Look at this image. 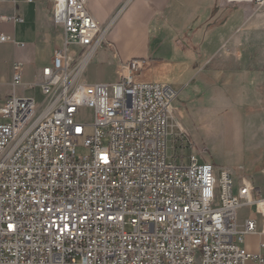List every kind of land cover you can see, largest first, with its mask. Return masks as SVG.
Listing matches in <instances>:
<instances>
[{"label":"built area","instance_id":"built-area-1","mask_svg":"<svg viewBox=\"0 0 264 264\" xmlns=\"http://www.w3.org/2000/svg\"><path fill=\"white\" fill-rule=\"evenodd\" d=\"M53 21L63 45L32 85L45 107L16 90L0 106V264H264L243 246L255 221L237 225L243 205L264 215L261 190L245 183L236 192L229 169L193 151L188 164L168 155L180 92L137 81L139 58L115 59L114 79L86 80L90 62L112 46V24L87 0H54ZM0 40L26 46L5 33ZM13 70L16 89L23 63ZM83 107L93 110L90 124L77 118Z\"/></svg>","mask_w":264,"mask_h":264},{"label":"crops","instance_id":"crops-1","mask_svg":"<svg viewBox=\"0 0 264 264\" xmlns=\"http://www.w3.org/2000/svg\"><path fill=\"white\" fill-rule=\"evenodd\" d=\"M87 1L90 11L104 26L112 24L108 33L112 46L103 48L94 58L109 57L116 61L143 59L141 76L146 81L171 84L170 80L176 74L192 73L185 79V83L190 84L189 90L175 105V114L177 108L181 114L180 118L176 114L179 123H246L247 126L249 123H262L264 127V119L256 121L248 117L243 120L240 113L230 116L222 114L229 112V107L239 112L241 106H235L233 99L227 95L231 90L224 93V90H219L220 87L230 84L229 88L238 90L239 85L235 81L241 77L254 80L249 72L254 59H247L246 68L244 65L240 68L239 57H231L232 61H227L229 67H221L212 57L204 61L203 56H199V59L190 56L193 48L201 47L203 52L214 48L211 42L218 39L221 43L219 47L225 43L238 50L244 38L238 32L241 24L238 9L228 13L230 10L226 9L222 0ZM53 11L54 0H0V36L5 33L26 44L20 47L0 40V106L14 90L19 96L34 97L29 91L37 87L32 85L41 78L43 68L51 65L54 52L59 48L53 40V31L60 29L53 21ZM7 15L21 17L24 22H5L1 16ZM250 21L248 19V34ZM62 33L64 39L63 29ZM211 59L213 61L209 62ZM15 62L24 65L23 79L16 89L12 84ZM155 73L160 77L155 78ZM3 121L0 115V122ZM263 149L257 147L255 150L250 169H259L264 175ZM228 169L233 174L236 192L245 183H251L264 196L262 185L241 175L235 168ZM248 220L255 221L256 229L245 235L243 246L251 253L264 255V215L255 206L243 205L237 213L238 229L245 230ZM247 264L257 262L249 260Z\"/></svg>","mask_w":264,"mask_h":264},{"label":"rangeland","instance_id":"rangeland-1","mask_svg":"<svg viewBox=\"0 0 264 264\" xmlns=\"http://www.w3.org/2000/svg\"><path fill=\"white\" fill-rule=\"evenodd\" d=\"M222 2L226 9L230 10L228 13L236 12L235 10L237 9L240 12L241 24L238 32L242 38L244 36L240 48L237 50L225 43H223L222 47H219L221 43L218 39L216 42H211L215 46L214 48L210 47L206 52H203L201 47L193 48L190 50V56L198 59L199 56H203L204 59L202 60L204 61L212 57L214 62H217L221 67H229L227 61L230 63L232 61L231 57H239L240 68H242V65L246 68L247 59L250 61L254 59L249 71L250 77H253L254 80L248 81L246 78L241 77L239 81H235V84L239 85L238 90L229 88L230 84L220 87L219 90H224V93H229L231 90V93L227 95H230L233 99L232 102L235 106H241L239 112H235L236 108L229 107L230 111L222 114L230 116L240 113L243 120L249 117L250 120L261 121L264 119V8L258 9L249 0H222ZM248 19L251 20L249 34ZM118 23L116 22V25ZM116 25L112 32L115 30ZM59 27L60 29L53 31V40L55 45L61 47L63 45V28L62 26ZM253 29L254 32L252 31ZM76 48V45H72L70 51L74 52ZM210 61L213 60L211 59ZM218 64L215 65L218 67ZM117 69L118 63L109 57H96L87 67L86 80L91 82L108 80L109 78L114 79L117 76ZM154 75L155 78L160 77L157 73ZM190 75L192 73L176 74L175 78L170 80L171 84L180 92L175 105L179 104V101L182 100L187 90H189L190 84L187 85L185 79ZM147 76L149 77L150 74L147 73ZM144 79L140 75L137 81H146ZM223 83H226V81ZM29 94L34 95L38 109L42 110L48 101V97L42 94L39 87L29 91ZM176 114L179 118L181 117L178 108L176 109ZM77 118L84 123L90 124L94 121L93 110L83 107L80 109ZM179 124L180 127L170 126L168 137V155L170 158H174L179 163L188 164L193 151L202 161L212 162L218 169L235 168L241 175H246L248 179L255 180L256 183L264 187V175L259 169H250L255 150L257 147L264 148V142H262L264 136L261 137L264 132L262 123H249L248 126L246 123ZM180 128H182L183 132L179 130ZM173 133L176 135L174 136ZM78 152L83 154L85 150L80 148ZM262 155L264 156V152Z\"/></svg>","mask_w":264,"mask_h":264}]
</instances>
